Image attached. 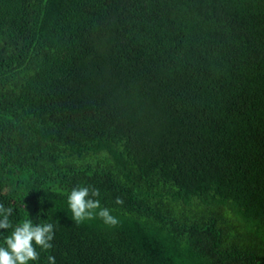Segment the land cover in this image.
Masks as SVG:
<instances>
[{"label": "trees", "instance_id": "16d2710c", "mask_svg": "<svg viewBox=\"0 0 264 264\" xmlns=\"http://www.w3.org/2000/svg\"><path fill=\"white\" fill-rule=\"evenodd\" d=\"M0 204L28 264H264V0H0Z\"/></svg>", "mask_w": 264, "mask_h": 264}, {"label": "clouds", "instance_id": "9594fccd", "mask_svg": "<svg viewBox=\"0 0 264 264\" xmlns=\"http://www.w3.org/2000/svg\"><path fill=\"white\" fill-rule=\"evenodd\" d=\"M99 189L89 187L73 188L68 196V204L73 213V219L77 222L101 218L103 222L110 226H116L119 223L118 218L110 214L106 207H101L99 199ZM93 197V198H90ZM117 204H123L121 198L115 201ZM98 210V211H97ZM11 207L5 208L0 204V229L12 227L9 222V216L12 214ZM54 239V226L51 223L44 225H33L31 220L23 221L16 226L11 235L6 239L7 247H0V264H28L39 258L35 245L44 250L52 248L51 241ZM49 264H56L55 257H48Z\"/></svg>", "mask_w": 264, "mask_h": 264}]
</instances>
